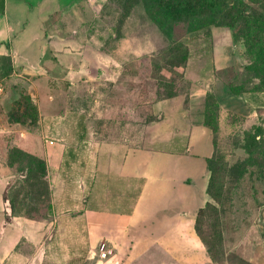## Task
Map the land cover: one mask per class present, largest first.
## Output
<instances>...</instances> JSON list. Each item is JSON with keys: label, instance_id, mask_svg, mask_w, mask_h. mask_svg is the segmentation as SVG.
I'll list each match as a JSON object with an SVG mask.
<instances>
[{"label": "rangeland", "instance_id": "rangeland-1", "mask_svg": "<svg viewBox=\"0 0 264 264\" xmlns=\"http://www.w3.org/2000/svg\"><path fill=\"white\" fill-rule=\"evenodd\" d=\"M248 3L263 11L261 0ZM201 10L196 0L190 14L171 18L167 7L154 0H110L86 21L92 35L120 38L116 44L108 36L104 47L117 51L119 66L112 67L122 75L89 81L71 96L55 94L52 99L45 87L34 98L20 87L5 91L0 102V175L10 182L14 214L39 220L51 212L54 169L48 167L47 152L61 143L66 149L61 164L65 180H80L90 163L99 165L89 143L160 149L164 137L156 132L153 104L191 94L195 83L205 91L212 145L210 200L199 216L198 234L208 264H252L264 222V71L246 69L250 59L242 39L244 24L214 25L215 14ZM258 39L264 42L263 36ZM215 55L232 62L217 67ZM76 148L85 156L72 157Z\"/></svg>", "mask_w": 264, "mask_h": 264}, {"label": "crops", "instance_id": "crops-1", "mask_svg": "<svg viewBox=\"0 0 264 264\" xmlns=\"http://www.w3.org/2000/svg\"><path fill=\"white\" fill-rule=\"evenodd\" d=\"M109 1L0 0V84L5 91L20 87L34 98L45 87L52 99L71 96L89 81L120 75L112 67L119 66L117 51L104 47L108 36L116 44L120 38L94 36L86 21ZM214 59L217 67L232 62ZM190 92L153 104L156 132L164 137L160 149L89 143L99 165L90 163L80 180L62 178L64 144L47 152L54 172L52 210L45 219L9 214L10 182L0 175V264H208L196 224L210 200L212 145L205 91L193 83ZM74 153L85 156L83 149L71 151L75 158ZM259 232L252 264H264V222ZM101 242L111 249L103 261L97 249Z\"/></svg>", "mask_w": 264, "mask_h": 264}, {"label": "trees", "instance_id": "trees-1", "mask_svg": "<svg viewBox=\"0 0 264 264\" xmlns=\"http://www.w3.org/2000/svg\"><path fill=\"white\" fill-rule=\"evenodd\" d=\"M195 1L196 0H154V4L165 5L168 11H170L172 14L171 18H176L181 15L190 14ZM198 1L199 8L202 9L201 13L207 12L210 14H215L216 19L213 21L214 25L235 28L241 23L244 24V32L242 39L245 42L246 54L250 59L249 65L246 69L251 72L264 71V42L261 43L258 39L261 36L264 37V0H261V6L263 8L262 12L254 11L251 8L248 1L252 0H197V2ZM223 20H225L224 24H222ZM115 38H118L117 35L115 36ZM211 180L212 173L208 190L210 187ZM10 207L13 214V208L11 205ZM203 210L204 209L199 211L198 219L199 216L202 214ZM196 231L198 234L197 224Z\"/></svg>", "mask_w": 264, "mask_h": 264}, {"label": "built area", "instance_id": "built-area-1", "mask_svg": "<svg viewBox=\"0 0 264 264\" xmlns=\"http://www.w3.org/2000/svg\"><path fill=\"white\" fill-rule=\"evenodd\" d=\"M4 94H5V87L2 84H0V102ZM49 143L52 144V141H50ZM97 249L99 253V261L106 260L111 253V249L105 242L99 243Z\"/></svg>", "mask_w": 264, "mask_h": 264}, {"label": "water", "instance_id": "water-1", "mask_svg": "<svg viewBox=\"0 0 264 264\" xmlns=\"http://www.w3.org/2000/svg\"><path fill=\"white\" fill-rule=\"evenodd\" d=\"M8 204V209H7V212L10 214L11 213V208H10V205H9V203H7Z\"/></svg>", "mask_w": 264, "mask_h": 264}]
</instances>
